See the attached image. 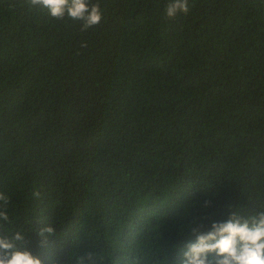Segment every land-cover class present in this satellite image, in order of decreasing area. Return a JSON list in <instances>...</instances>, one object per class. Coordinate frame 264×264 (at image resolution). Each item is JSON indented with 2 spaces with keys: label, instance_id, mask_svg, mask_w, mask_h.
<instances>
[{
  "label": "trees",
  "instance_id": "obj_1",
  "mask_svg": "<svg viewBox=\"0 0 264 264\" xmlns=\"http://www.w3.org/2000/svg\"><path fill=\"white\" fill-rule=\"evenodd\" d=\"M90 3L82 30L0 0V238L42 264H182L264 211V0Z\"/></svg>",
  "mask_w": 264,
  "mask_h": 264
},
{
  "label": "clouds",
  "instance_id": "obj_2",
  "mask_svg": "<svg viewBox=\"0 0 264 264\" xmlns=\"http://www.w3.org/2000/svg\"><path fill=\"white\" fill-rule=\"evenodd\" d=\"M30 4L42 6L57 19L67 15L73 21H82V30L99 25L103 15L100 4L90 3V0H30ZM188 10V0H168L165 6L169 18ZM0 201H7L3 193H0ZM7 219L0 205V220ZM13 239L22 240L23 236L16 233ZM11 249H14L12 241L0 238V264H42L28 250L9 252ZM209 252L220 257L215 264H264V211L247 219L232 213L226 221L213 222L210 231L199 234L195 242L187 245L182 264H211L207 258ZM78 264H83V258L78 259Z\"/></svg>",
  "mask_w": 264,
  "mask_h": 264
}]
</instances>
